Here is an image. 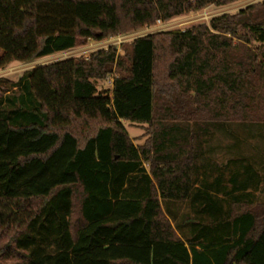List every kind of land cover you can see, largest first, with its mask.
Here are the masks:
<instances>
[{"label": "trees", "instance_id": "trees-1", "mask_svg": "<svg viewBox=\"0 0 264 264\" xmlns=\"http://www.w3.org/2000/svg\"><path fill=\"white\" fill-rule=\"evenodd\" d=\"M235 1L0 0V65ZM116 51L0 80V264H264V0Z\"/></svg>", "mask_w": 264, "mask_h": 264}, {"label": "rangeland", "instance_id": "rangeland-1", "mask_svg": "<svg viewBox=\"0 0 264 264\" xmlns=\"http://www.w3.org/2000/svg\"><path fill=\"white\" fill-rule=\"evenodd\" d=\"M263 0H238L230 4L222 5V6H215V5H208L196 12H189L185 13L179 16H175L169 20L166 21H156L154 25L132 32L125 35H118L116 37H110L104 40L100 41H89L83 45H79L71 50L62 51V52H56L52 55L42 57L35 59L30 62H17L12 61L4 66L0 65V80H3L6 87H10V85L14 82H17L22 76L26 74L30 69L38 66L47 64L50 62L58 61L61 59L69 58V57H76V56H88L91 52H94L99 49H105L110 45H115L117 47V55L122 56L124 54V49L128 47V44L131 40H133L136 37L143 36L149 33L153 32H159V31H183L184 29L190 28L194 25H197L199 23H207L211 17L218 16L223 13H235L238 10L245 8L246 6L250 4H255L262 2ZM0 56H1V50H0ZM116 74L115 69L113 68L112 73L109 74L104 80H93L96 88L98 91L100 90H109L111 87V80L113 79V76ZM20 89L18 87H14L8 91L10 95L18 94ZM124 126L132 140V142L135 145H143L147 142L148 139V132L146 131L145 125H130L128 123H124ZM255 147H263L264 139L263 141L260 139L254 140ZM215 143H218L215 139L212 141L211 145L214 146V150L211 148V151L209 152L210 155H213L214 157L219 156H228V153L230 151H221L219 152L217 150V145ZM222 145L228 143V140L222 139ZM252 147L254 144H252V141H250ZM221 145V146H222ZM250 152L249 149H246ZM252 152V151H251ZM255 153V152H253ZM262 154V152H261ZM199 163V161H198ZM143 166L148 170V165L146 163L143 164ZM259 168V167H258ZM262 169L264 171V166L262 165ZM264 175V172H263ZM260 189L255 192L254 194V207L263 204L264 203V181L259 187ZM256 205V206H255ZM173 209L179 210V213L181 214L183 211H185L184 205L178 206L177 204L171 205ZM163 212H166V206L164 204H161ZM228 206H225L227 208ZM248 205L242 204L239 206L240 209L247 208ZM236 210V209H235Z\"/></svg>", "mask_w": 264, "mask_h": 264}, {"label": "built area", "instance_id": "built-area-1", "mask_svg": "<svg viewBox=\"0 0 264 264\" xmlns=\"http://www.w3.org/2000/svg\"><path fill=\"white\" fill-rule=\"evenodd\" d=\"M111 82H112V80H111Z\"/></svg>", "mask_w": 264, "mask_h": 264}]
</instances>
